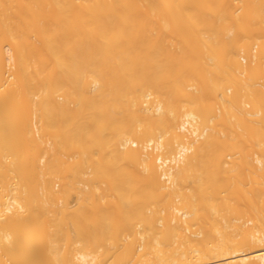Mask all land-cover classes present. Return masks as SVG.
<instances>
[{
    "label": "bare ground",
    "instance_id": "bare-ground-1",
    "mask_svg": "<svg viewBox=\"0 0 264 264\" xmlns=\"http://www.w3.org/2000/svg\"><path fill=\"white\" fill-rule=\"evenodd\" d=\"M0 264H264V0H0Z\"/></svg>",
    "mask_w": 264,
    "mask_h": 264
}]
</instances>
